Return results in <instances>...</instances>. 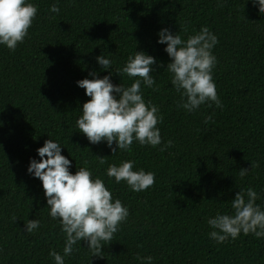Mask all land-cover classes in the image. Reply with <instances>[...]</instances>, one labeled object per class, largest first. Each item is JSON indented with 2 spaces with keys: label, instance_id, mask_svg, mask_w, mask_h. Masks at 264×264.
<instances>
[{
  "label": "trees",
  "instance_id": "trees-1",
  "mask_svg": "<svg viewBox=\"0 0 264 264\" xmlns=\"http://www.w3.org/2000/svg\"><path fill=\"white\" fill-rule=\"evenodd\" d=\"M29 2L38 10L28 35L14 51L0 45V264H54L49 252L63 255L65 236L48 215L42 182L27 172L48 139L61 144L73 174L86 167L129 209L100 256L82 240L64 264H138L137 254L152 256V264H264V238L240 234L217 244L207 223L231 213L240 188L252 187L264 208V14L252 0ZM53 3L59 13L49 11ZM202 26L218 38L212 76L222 108L205 104L186 113L177 108L166 71L171 60L157 34L168 28L186 40ZM136 51L157 61L154 87L142 84L141 92L159 108L162 144L172 145L160 151L134 141L130 152L113 155L106 142L91 144L79 132L76 120L90 97L76 82L112 71L96 57L116 70ZM110 79L132 83L114 71ZM124 160L154 173L153 185L134 192L107 177L108 165ZM29 219L39 221L33 233H25Z\"/></svg>",
  "mask_w": 264,
  "mask_h": 264
},
{
  "label": "clouds",
  "instance_id": "clouds-1",
  "mask_svg": "<svg viewBox=\"0 0 264 264\" xmlns=\"http://www.w3.org/2000/svg\"><path fill=\"white\" fill-rule=\"evenodd\" d=\"M261 14H264V0H252ZM37 6L29 0H0V45L14 51L18 43H22L28 35ZM51 13H59L56 3L50 6ZM157 43L164 44V51L170 57L166 71L170 73L171 85L179 94L177 108L191 113L201 105L213 104L222 108L217 95L212 72L217 58L213 54L218 44L217 36L207 26L198 32L182 39L168 28H162ZM97 63L104 70L111 69L120 76L126 75L132 83L125 87L122 83L113 84L110 77L112 71L103 78L90 73L91 79L84 78L76 83L90 97L80 109L81 115L76 126L91 144L106 142L113 155L118 151L130 152L133 142L141 146L155 148L160 151L172 145L171 140L162 144L160 129L157 127L161 117L159 108L151 101L145 102L141 85L153 88L155 72L153 65L156 59L144 52L136 51L129 55L122 68L113 70L112 61L103 55L96 57ZM212 117L206 116L207 123ZM115 142L116 147H113ZM118 149V151H117ZM61 144L53 139L45 140L36 151L39 160H30L27 172L42 182L49 217L57 221L64 233L63 255L50 251L49 256L54 264H64V257L73 252V246L82 240L92 256H100L102 242L111 241L119 226L127 220L129 209L119 199H114L104 181L93 177L86 167H79L73 174L69 169L71 160L61 154ZM99 163L106 162L105 157H98ZM134 161L124 160L117 164H109L107 177L114 178L115 183L122 181L134 192L147 190L154 183V173L144 169L133 170ZM248 169H241L240 175L247 174ZM257 192L252 188H240L231 200V213H217L207 223L212 229L210 239L217 244L229 239L235 240L240 234H252L256 238H264V208L256 201ZM16 221V217H11ZM39 221L29 219L25 225V233H33L38 229ZM135 259L138 264H152V256H140Z\"/></svg>",
  "mask_w": 264,
  "mask_h": 264
}]
</instances>
